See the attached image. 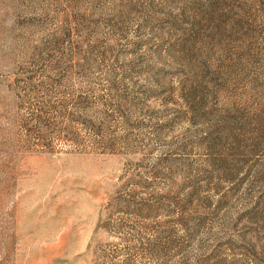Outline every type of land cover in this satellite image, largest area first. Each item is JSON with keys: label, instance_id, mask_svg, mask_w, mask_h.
I'll return each instance as SVG.
<instances>
[{"label": "rangeland", "instance_id": "rangeland-1", "mask_svg": "<svg viewBox=\"0 0 264 264\" xmlns=\"http://www.w3.org/2000/svg\"><path fill=\"white\" fill-rule=\"evenodd\" d=\"M0 264H264V0H0Z\"/></svg>", "mask_w": 264, "mask_h": 264}, {"label": "trees", "instance_id": "trees-1", "mask_svg": "<svg viewBox=\"0 0 264 264\" xmlns=\"http://www.w3.org/2000/svg\"><path fill=\"white\" fill-rule=\"evenodd\" d=\"M40 116H38L37 118H39Z\"/></svg>", "mask_w": 264, "mask_h": 264}]
</instances>
